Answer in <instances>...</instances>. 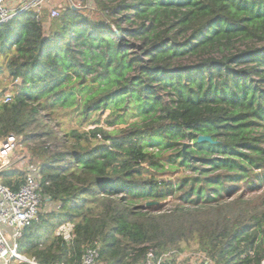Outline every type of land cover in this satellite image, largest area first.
I'll list each match as a JSON object with an SVG mask.
<instances>
[{
	"label": "trees",
	"instance_id": "16d2710c",
	"mask_svg": "<svg viewBox=\"0 0 264 264\" xmlns=\"http://www.w3.org/2000/svg\"><path fill=\"white\" fill-rule=\"evenodd\" d=\"M86 3L62 6L48 29L44 7L0 23V75L14 82L0 140L40 130L52 142L34 153L60 205L23 230L21 253L80 264L98 240V264H143L150 248L180 255L194 240L209 264H264V195L236 192H264V0H95L99 15ZM58 107L81 123L140 119L71 128L58 143L41 113ZM180 167L196 173L169 175ZM25 180L21 168L1 174L14 190ZM65 222L70 247L56 235Z\"/></svg>",
	"mask_w": 264,
	"mask_h": 264
},
{
	"label": "built area",
	"instance_id": "2783aa9c",
	"mask_svg": "<svg viewBox=\"0 0 264 264\" xmlns=\"http://www.w3.org/2000/svg\"><path fill=\"white\" fill-rule=\"evenodd\" d=\"M12 0H0V23L8 20L15 15L20 9L34 7L40 9L42 4L50 0H35L29 2L23 0L20 7L10 6ZM66 0L62 6L71 5L74 8L82 7L83 0ZM61 8L57 6L50 12L51 17H57ZM115 29V28H114ZM12 94L6 93L4 101H12ZM18 136L10 134L6 138L0 140V262L2 264H46L35 258L28 257L20 251V239L23 236V230L38 219L41 210H47L46 204L51 201L42 192V173L40 167L28 169L26 172V180L18 190L5 185L1 181V174L11 167L9 159L10 154L14 151L18 144ZM46 205V206H45ZM60 205L57 204L56 210ZM56 235L59 236L69 247L73 245L76 237L75 224L73 222H65L61 224ZM100 242L95 240L85 251L80 264H98L100 257ZM177 255L173 253L158 254L153 248H150L146 254L143 264H181L177 260ZM202 254L201 262L195 261V257L190 258L185 264H209L204 262ZM51 264H66L63 261H57ZM183 264V263H182Z\"/></svg>",
	"mask_w": 264,
	"mask_h": 264
},
{
	"label": "rangeland",
	"instance_id": "374dc122",
	"mask_svg": "<svg viewBox=\"0 0 264 264\" xmlns=\"http://www.w3.org/2000/svg\"><path fill=\"white\" fill-rule=\"evenodd\" d=\"M55 1L56 2L54 3L52 2V3L47 4L46 5L47 7H44L46 8V12H45L46 14L45 28L46 29H48L50 27V23L55 20L54 18L50 16L51 10L55 8L56 6L58 8H61L60 5H64L66 3V0H55ZM75 3L80 4L76 0H75ZM28 4H29V1L25 5H28ZM86 6H87V11H85L86 13H88L89 15H99V13H97L96 11L97 9H96L95 0H87ZM125 26L127 25L125 24ZM6 60L7 59L5 57L0 56V62H4L6 64ZM13 88H14V82L12 78L10 77V75L8 73L1 74L0 75V102L4 101L5 94L11 93L13 91ZM41 113L43 115L42 123H44V126L49 127V128L47 127V129L53 132L58 143L65 141L64 132L65 130H69L71 128H79L81 130H90L100 125V126H104L107 130H113V129L120 130V129L126 128L129 123L135 122L136 120L140 119L138 116H135L129 113L128 115H126L127 122L111 127V126L106 125L105 123V119L108 116V112H106V114L101 116L100 118L101 121L99 124L91 122L97 119L98 115L93 120H88V121H85L84 123H81V120H79V118L76 117V115L74 116L72 115L70 108L63 110L61 107H58L54 109V112L50 110H47V111L45 110V111H42ZM34 133L37 135L36 138L30 139L25 142L23 141L22 143L20 142V140H18V144L16 148L10 154V157H9L11 161V166L13 168H21L27 172L28 169L33 168V166L40 167L41 159H38L34 151L37 148H39L41 144H45L46 146H48L52 144V142L51 141L46 142L47 138L45 136H40V133H41L40 130H36V132ZM21 140H22V137H21ZM184 145H186L187 147L191 146L189 141H186ZM186 148H185V151H186ZM195 165L203 169L210 168V165L206 163L204 164L201 162H196ZM195 173L196 172H193L192 170L184 169L183 167H180L176 169L174 173H169V175H172L173 178L176 179L177 177H181V176L195 175ZM236 192H237V195L243 194L247 198L258 199V200H260L264 195V192H262V190L261 191L250 190V188L248 189V187L247 188L241 187ZM46 205L45 206L47 207L46 208L47 210H52L53 208H56L57 203H55L54 201H49ZM174 205H175V201L169 200L165 203L164 207L165 209H170L174 207ZM180 246L182 248V253H180V255H177L176 257L177 260H179L178 262L184 263L186 262V260H189L190 258H193V257H195V261L201 262L200 259L198 258H201L202 253L199 252V246L196 241L192 240L189 242H183L181 243ZM200 264H203V263H200Z\"/></svg>",
	"mask_w": 264,
	"mask_h": 264
},
{
	"label": "crops",
	"instance_id": "0c3cea01",
	"mask_svg": "<svg viewBox=\"0 0 264 264\" xmlns=\"http://www.w3.org/2000/svg\"><path fill=\"white\" fill-rule=\"evenodd\" d=\"M27 1L34 2L35 0H27ZM21 2H23V0H12V3L10 1L9 5L12 6V7H14L15 5H16V7H20V5L22 4ZM52 2L54 3L56 1L55 0H50L49 2H45V3L42 4L41 8L47 7L46 5L49 4V3H52ZM0 264H2V263L0 262Z\"/></svg>",
	"mask_w": 264,
	"mask_h": 264
},
{
	"label": "water",
	"instance_id": "95a60500",
	"mask_svg": "<svg viewBox=\"0 0 264 264\" xmlns=\"http://www.w3.org/2000/svg\"><path fill=\"white\" fill-rule=\"evenodd\" d=\"M210 142V143H216V141L215 140H213V138L211 137V136H207V135H200L199 136V138H198V142ZM187 146L186 145H184V151H185V148H186ZM152 203V202H151ZM150 202L148 203V205H150L151 204Z\"/></svg>",
	"mask_w": 264,
	"mask_h": 264
}]
</instances>
